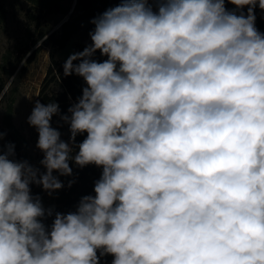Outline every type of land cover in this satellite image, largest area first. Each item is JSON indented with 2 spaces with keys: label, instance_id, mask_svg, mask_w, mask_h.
I'll return each mask as SVG.
<instances>
[{
  "label": "clouds",
  "instance_id": "clouds-1",
  "mask_svg": "<svg viewBox=\"0 0 264 264\" xmlns=\"http://www.w3.org/2000/svg\"><path fill=\"white\" fill-rule=\"evenodd\" d=\"M257 6L264 12V0H122L91 21V44L63 65L87 85L61 116L69 142L50 123L59 104L37 100L27 122L46 171L12 159V144L0 149V264H100L106 255L111 264H264ZM97 51L107 59H93ZM69 161L102 174L95 195L57 212L48 229L52 209L30 185L62 189L53 173L71 176Z\"/></svg>",
  "mask_w": 264,
  "mask_h": 264
},
{
  "label": "trees",
  "instance_id": "trees-1",
  "mask_svg": "<svg viewBox=\"0 0 264 264\" xmlns=\"http://www.w3.org/2000/svg\"><path fill=\"white\" fill-rule=\"evenodd\" d=\"M40 1L41 5L38 7L37 15L40 17L39 19H44V17L47 15H63L64 17H67L72 11L69 20L65 22L57 31L48 35H43L41 37V39H43L47 36V39L43 41V45L55 50H64L71 42L72 38L80 32L85 22L90 23L87 31L89 33L94 31L95 25L92 24L91 21L97 16L101 15L105 10L114 8L122 2V0H72L66 8L65 5H63V2L66 0ZM1 10L2 7L0 1V13ZM228 11H234L237 15H239L242 11L246 15L247 6H245L243 9H237L235 5H230ZM255 15L256 27L260 32L264 33V15L258 6L255 9ZM32 17H34V15ZM84 48L85 47L81 48L80 52L83 51ZM37 50L38 49H35L31 53V55L26 60L27 62H33L36 55L35 52ZM25 57L26 56L23 55L20 58V61H22ZM93 59L97 60L98 62H103L107 59V57L101 56L100 52L97 51L94 54ZM74 63H79V61H74ZM63 65L64 63H60L58 60H56L54 54L51 55V65L42 83L39 93V101L42 104H48L50 102H56L59 104V114L54 115L50 123L53 128L57 129L61 133V139L65 142H69V124L64 122L61 119V116L70 115V113H68L69 107L78 102L79 98L82 96V89L87 85L82 77H79L75 74L67 77L64 76ZM18 70L19 66L10 64V66L3 68V74L7 78L12 76L16 77L19 72ZM6 83V80H2L0 87ZM0 133L3 134V138L0 139V149H3V151L6 152L9 144L14 145L15 155L11 158L21 160L23 156V146L19 136H17L14 131L8 130L4 126H0ZM86 136V132L83 134H78L75 145L81 143L86 138ZM73 147L74 155L75 152L78 151V147ZM43 157L44 153L42 159ZM69 165L73 170L71 176H60L59 173L55 171L53 173V175L58 176L64 187L56 191L55 204L51 208L52 215L42 218V222L48 229H50L57 212L62 214L75 212L83 196L95 195L94 184L102 174V168L95 165H87L83 168H80L79 166L75 165L73 161H69ZM39 170L40 173L46 171L42 165L39 167ZM69 181H74L71 187L68 186ZM30 188L31 194L33 196L39 195L43 202L47 192H45L41 186L34 183L30 185ZM97 254L99 255V251ZM112 259L113 257L111 255L100 256V264H111Z\"/></svg>",
  "mask_w": 264,
  "mask_h": 264
},
{
  "label": "rangeland",
  "instance_id": "rangeland-1",
  "mask_svg": "<svg viewBox=\"0 0 264 264\" xmlns=\"http://www.w3.org/2000/svg\"><path fill=\"white\" fill-rule=\"evenodd\" d=\"M0 83L8 81L3 74V68L13 64L19 66V72L11 89L0 99V126L15 132L23 146L21 160H27L33 167L41 166L43 152L36 147L38 132L35 127L28 124V117L39 100L42 83L51 65V55L56 60L65 63L67 58L80 52L81 48L90 45V35L87 31L90 23L85 22L80 32L75 35L64 50H55L40 44L38 41L43 35L51 34L58 30L61 22L66 18L63 15H47L39 19L38 7L40 0H0ZM72 0L63 2L65 7ZM226 2V9H229ZM155 7V6H154ZM34 15V17H32ZM44 41V40H43ZM35 52L32 63L22 64L20 58H27ZM30 53V55H28ZM25 59V58H24ZM23 59V60H24ZM54 191L46 194L43 200L45 209H51L55 204Z\"/></svg>",
  "mask_w": 264,
  "mask_h": 264
},
{
  "label": "water",
  "instance_id": "water-1",
  "mask_svg": "<svg viewBox=\"0 0 264 264\" xmlns=\"http://www.w3.org/2000/svg\"><path fill=\"white\" fill-rule=\"evenodd\" d=\"M72 14V11L70 12V14L61 22V24H60V26H59V28L65 23V22H67L68 20H69V17H70V15ZM58 28V29H59Z\"/></svg>",
  "mask_w": 264,
  "mask_h": 264
},
{
  "label": "crops",
  "instance_id": "crops-1",
  "mask_svg": "<svg viewBox=\"0 0 264 264\" xmlns=\"http://www.w3.org/2000/svg\"><path fill=\"white\" fill-rule=\"evenodd\" d=\"M262 14L264 15V12H262Z\"/></svg>",
  "mask_w": 264,
  "mask_h": 264
}]
</instances>
